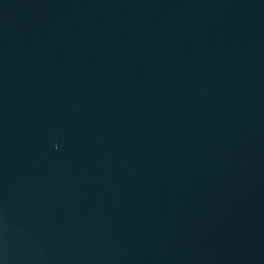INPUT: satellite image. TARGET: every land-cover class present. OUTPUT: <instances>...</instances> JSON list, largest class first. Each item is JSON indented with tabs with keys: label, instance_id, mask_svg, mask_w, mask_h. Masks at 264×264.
Returning a JSON list of instances; mask_svg holds the SVG:
<instances>
[{
	"label": "water",
	"instance_id": "95a60500",
	"mask_svg": "<svg viewBox=\"0 0 264 264\" xmlns=\"http://www.w3.org/2000/svg\"><path fill=\"white\" fill-rule=\"evenodd\" d=\"M0 264H264V0H0Z\"/></svg>",
	"mask_w": 264,
	"mask_h": 264
}]
</instances>
